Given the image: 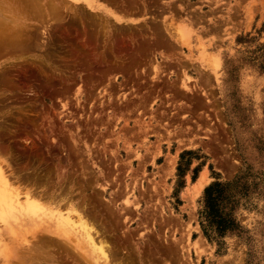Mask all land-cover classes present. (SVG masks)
<instances>
[{
  "label": "rangeland",
  "instance_id": "obj_1",
  "mask_svg": "<svg viewBox=\"0 0 264 264\" xmlns=\"http://www.w3.org/2000/svg\"><path fill=\"white\" fill-rule=\"evenodd\" d=\"M26 2L0 0L14 187L84 217L110 264H264V0ZM234 180L240 228L209 240L205 189ZM10 214L0 264H104Z\"/></svg>",
  "mask_w": 264,
  "mask_h": 264
},
{
  "label": "bare ground",
  "instance_id": "obj_2",
  "mask_svg": "<svg viewBox=\"0 0 264 264\" xmlns=\"http://www.w3.org/2000/svg\"><path fill=\"white\" fill-rule=\"evenodd\" d=\"M26 1H27L26 2L27 4H30V2H28L30 0H26ZM35 2H33V3H35ZM26 3H23V4L25 5ZM24 9H25V7H24ZM25 12H28V11H25ZM4 33H3V36H4ZM202 181L199 182L200 186L202 184ZM202 186H203V184H202ZM199 188H201V187H199ZM39 197H37L31 193H22L18 188H15L12 181H11V174H8L3 169V167L0 165V213H2V212L7 213L8 211H10L11 214L8 216V218H14L15 217L14 219H15V225L16 226H15V228L13 227V231L14 230L17 231L16 228H18V227H19V229L23 228L22 233L27 235L30 232L34 231L36 228L43 226V225H46V229L50 230L54 234L60 235L64 238H66L67 240L73 242L80 250L87 252L88 256L90 258H92L93 260H97V263H98V261H102L104 264H110V261H109L110 258H109V255L107 253L106 246L104 245L105 242L100 240V237L98 236L97 232L94 233V230L92 229V227H90L88 225L89 223H87V221L84 220V217H82L81 215H77V216L72 215L70 212L73 209L71 211L66 212V213L64 211H60L62 209L61 206H60V208H61L60 210L58 208L49 209L50 207L47 208L40 203L42 199L39 200ZM54 203H56V202H54ZM52 204H53V202H52ZM13 210L16 211L17 215L12 214L11 211H13ZM38 234H39V232H38ZM43 234H45V233H43ZM39 236H40V234H39ZM43 236H41V237H43ZM51 237H53V236H51ZM43 239H45V238H43ZM54 239H55V237H54ZM56 240H58V239H56ZM62 240H60V242ZM63 241H65V240H63ZM56 242L58 245L59 242L58 241H56ZM65 243L67 244L66 241H65ZM37 245H35V246H37ZM68 246H69V244H67V247ZM70 246H71V244H70ZM67 247H65V248L68 249ZM33 248H34V246H33ZM52 248H50V249H52ZM72 248H73V246H72ZM34 249H36V248H34ZM36 253H38V252H36ZM52 255H54V254H52ZM26 260L27 259H25V264H26ZM30 260L32 261L31 258H30ZM33 262H35V260H33ZM33 262H31V263H33ZM21 264H22V262H21Z\"/></svg>",
  "mask_w": 264,
  "mask_h": 264
},
{
  "label": "trees",
  "instance_id": "obj_3",
  "mask_svg": "<svg viewBox=\"0 0 264 264\" xmlns=\"http://www.w3.org/2000/svg\"><path fill=\"white\" fill-rule=\"evenodd\" d=\"M188 155L183 153L182 159ZM183 173V169H179ZM243 179L242 177L239 178ZM239 181L215 182L205 189L203 208L200 212V225L204 235L210 239L221 240L229 234H235L240 226L234 217L237 203Z\"/></svg>",
  "mask_w": 264,
  "mask_h": 264
}]
</instances>
